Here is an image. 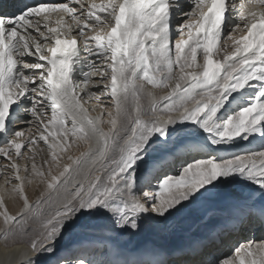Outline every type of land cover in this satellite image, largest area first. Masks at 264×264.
<instances>
[{"label": "snow or ice", "instance_id": "snow-or-ice-1", "mask_svg": "<svg viewBox=\"0 0 264 264\" xmlns=\"http://www.w3.org/2000/svg\"><path fill=\"white\" fill-rule=\"evenodd\" d=\"M93 98L95 117L85 107ZM256 139L264 141V0L87 8L0 0V156L11 170L0 243L9 252L26 246L24 264H264V143L252 147ZM37 153L49 154L39 166ZM5 197L20 202L18 213ZM204 205L203 235L154 247L147 260L126 255L124 236L167 235ZM70 235L78 239L62 247Z\"/></svg>", "mask_w": 264, "mask_h": 264}, {"label": "bare ground", "instance_id": "bare-ground-1", "mask_svg": "<svg viewBox=\"0 0 264 264\" xmlns=\"http://www.w3.org/2000/svg\"><path fill=\"white\" fill-rule=\"evenodd\" d=\"M93 2H95L97 4H101V3H106V0H81V3H83L85 5V8L89 7L91 5V3H93ZM70 6H77L78 7V5H72L71 3H70ZM257 10H259V9H257ZM55 19H56V17H53V21L49 24V26H55ZM65 19L70 20V17H65ZM64 27L66 28L67 25H65ZM73 27L75 28L74 24H73ZM29 31H32V30L29 29ZM64 34L67 35L66 32ZM72 34L75 35V31ZM236 36L239 37L238 34ZM38 39L42 40L43 38L38 37ZM77 39H80V38L77 37ZM217 58H222V56L219 55ZM24 59L31 61V60L35 59V57H27L26 56V57H24ZM198 61H199V57H198ZM93 79L94 80L98 79V77H93ZM149 87H151V86L149 85ZM88 90L97 91V88L90 85ZM166 91H168V89L160 90V92H166ZM156 95H157V93H156ZM107 99H108L107 97H101V100H103V101H107ZM85 107H87L89 109V114L93 117L98 116L101 113V108H100L98 102L95 100V98H93L91 101L87 102L85 104ZM69 124H70V121H69ZM108 127H109V125L107 123H105L104 124L105 131L108 130ZM50 130H51V128H50ZM35 132H36V130H35V128H33V134H35ZM27 136H28V133H26V137ZM262 143H264V141H261L260 139H256L253 142L252 147L258 148V147H260V145ZM85 150L86 149H84L83 146L80 149V151H85ZM57 151H59V150L57 149ZM43 155H49V154L40 153V156H38L36 158V161L38 158H40ZM72 155L78 156L79 151L73 150ZM26 156H30V153L26 154ZM14 159H15V157H14ZM16 162L18 164H20L21 167H23L24 164H29V166L31 164V160L28 162V159H25V160H18L17 159ZM36 163L39 166L42 163L41 159H38V161ZM6 164H7V162L4 160V158L2 156H0V194H3V190L5 187H9V185L4 184V180H3L4 175L10 173V171H11L10 168H6ZM32 187L34 188V186H32ZM32 191L33 190L31 189V192ZM5 203L7 204L9 211L12 214L15 215L16 213L19 212L20 207H21L20 202H17L14 206L12 201L10 199H8L7 197H5ZM216 206H218V205H216ZM208 210H209V208L207 205L199 206V207H196V208L189 210L183 217H181L177 221L176 230L167 234V235H164V234L160 233L159 231L154 232V230L149 231L147 233L139 232V233H135V234H129V237L124 239L121 246L125 249L126 255L131 259H138V258H142L145 260L150 259L151 258L150 252H151V249H153L154 247L171 248V247H175L178 245L186 244V243L190 242L191 240L203 235L204 232L209 227L208 224L205 223L196 232H190L189 227L191 224H193L198 219H199V223H201V221H203L204 214ZM2 227H3V224H2V221H0V228H2ZM147 236H152V238L153 237L161 238V242L158 244L156 241H147V239L144 240V238H146ZM243 237H245L244 234L232 237L230 241H228L226 244H224L220 247L218 252L220 254L227 253L228 249L231 248V246L235 245L236 242H238V240L242 239ZM259 238H260V234H257L256 239H259ZM133 247H136L135 251L129 250V248H133ZM25 251H29V250L27 249L26 246L20 245L16 248L12 249L11 252H9L4 248L3 243H0V264H6V257L7 256H12L11 264H24L23 259L20 257L19 254L21 252H25ZM93 255H95V253H93Z\"/></svg>", "mask_w": 264, "mask_h": 264}, {"label": "rangeland", "instance_id": "rangeland-1", "mask_svg": "<svg viewBox=\"0 0 264 264\" xmlns=\"http://www.w3.org/2000/svg\"><path fill=\"white\" fill-rule=\"evenodd\" d=\"M241 35V33L240 32H237L236 33V35ZM232 42H229V44H231ZM222 46H223V42H222ZM220 56H223L224 55V53L223 52H221L220 54H219ZM147 87H149V85L147 86ZM149 88H151V87H149ZM160 90H163V89H156L155 90V92L157 93V96L158 97H163V96H166L167 94H168V91H166V92H160ZM40 145L42 146V147H46V145H43V142L41 141L40 142ZM31 155V154H30ZM38 156H40V153H37V156H36V158L38 157ZM38 159H40V158H38ZM38 159H37V161H38ZM30 160H28V162H29ZM36 161V162H37ZM31 189L33 190L32 192H31ZM27 193H28V196H29V199H30V201H32L33 203H35V201L37 200V198H38V195H39V189H37L36 187H35V185H34V188L33 187H29V188H27ZM220 205H218V206H216V210L217 211H220V210H222V205L219 207ZM205 223L203 222V221H201V223H199V219L197 220V221H195L193 224H191L190 225V227H189V230H190V232H196V231H198L200 228H201V226H203ZM154 230V232H157V230H155V229H153V228H148V229H144V230H142V231H140V232H144V233H147V232H149V231H153ZM245 235V237H243L242 239H240V240H238V242L239 241H241V240H244V239H246V238H248V234L247 233H245L244 234ZM127 237H129V235H127V236H124L123 237V241H124V239L125 238H127ZM76 239H78V237L77 236H75V235H70L69 237H67L66 239H65V241H64V243H63V245H62V247H64V248H69V247H71V245L75 242V240ZM147 239V241H156L158 244L161 242V238H158V237H153L152 238V236H147L146 238H144V240H146ZM123 241H122V243H123ZM237 243V242H236ZM234 246V245H233ZM233 246H231V248L233 247ZM231 248H229L228 249V252L231 250ZM129 250H131V251H135L136 250V247H133V248H129Z\"/></svg>", "mask_w": 264, "mask_h": 264}]
</instances>
